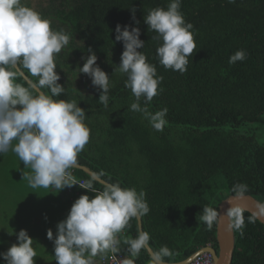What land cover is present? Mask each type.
Returning <instances> with one entry per match:
<instances>
[{"label":"trees","instance_id":"16d2710c","mask_svg":"<svg viewBox=\"0 0 264 264\" xmlns=\"http://www.w3.org/2000/svg\"><path fill=\"white\" fill-rule=\"evenodd\" d=\"M22 2L48 19L54 30H63L70 37L56 57L55 69L67 95L54 99L75 100L86 111L90 141L77 163L108 183L146 193L150 211L142 218L143 232L150 235L154 253L162 246L171 250L173 255L164 261H182L207 245L217 250V223L208 229L199 219L204 206L218 212L223 199L238 193L264 204V0H182L181 12L193 25L197 45L184 74L159 64L156 49L161 42L151 39L156 33L148 31L144 23L149 9L166 8L170 0ZM132 7L138 25L132 19ZM117 24L128 25L129 30L140 28L145 44L138 51L163 77V91L148 105L152 112L168 109L163 131L154 130L140 113L129 110L135 97L124 86L127 77L114 73L124 50L123 43L115 41ZM89 48L110 77L107 107L98 101L102 90L93 86L86 92L75 76L79 62L90 55ZM239 49L246 51L247 59L230 65L229 57ZM17 82L28 87L19 75ZM42 91L50 94L47 88ZM70 170L77 182L92 180L82 170ZM236 184L246 185L247 190H235ZM94 186L101 189L103 185L94 181ZM29 188L28 201L37 202L29 210L38 212L42 220L30 223L25 220L28 210H23V221L15 223L14 236L21 229L28 232L37 252L35 264H57L48 229L55 237L56 225L67 217L75 200L95 194L79 185L55 190L53 206V197L47 198L52 189ZM41 208L44 210H38ZM51 211L54 213L48 218ZM243 216V235L234 229L232 264H264V226L247 212ZM138 234L135 219L119 234V253L134 259V264H152L146 249L137 258L128 252L127 241ZM99 260L97 257L96 264ZM0 264H6L2 257Z\"/></svg>","mask_w":264,"mask_h":264},{"label":"clouds","instance_id":"9594fccd","mask_svg":"<svg viewBox=\"0 0 264 264\" xmlns=\"http://www.w3.org/2000/svg\"><path fill=\"white\" fill-rule=\"evenodd\" d=\"M182 0H170L167 7L148 10L144 23L148 31L156 33L151 37L160 41L156 49L159 64L165 69L184 74L188 70L189 58L197 45L193 25L185 21L181 12ZM235 3V0H228ZM132 19L136 9L131 8ZM115 41L123 43L120 64L114 73L125 75L124 86L131 90L135 102L129 110L140 113L156 131H163L168 109L152 112L148 105L163 89L162 76L157 75L156 66L149 63L146 55L138 49L145 42L140 39L139 27L117 24ZM70 42L63 30H54L51 22L39 12L26 6L22 0H0V155L13 152L25 168L23 178L29 186L52 190H63L79 185L94 193V197L81 195L72 204L67 217L56 225V234L51 229L47 238L54 243V257L57 264H96V258H106L120 252L119 234L135 219L143 218L150 208L146 193L134 188L122 187L119 183H104L101 189L94 186V179L77 182L72 176V168L79 154L90 141V128L85 123L86 111L75 100L54 99L65 87L58 81L60 75L56 57ZM88 55L79 73L87 74L93 86L101 91L99 102L105 107L109 103L112 87L109 75L97 64L98 57L89 48ZM247 59L243 49L229 57L228 63L234 65ZM27 69L31 76L37 77L33 85L25 87L17 82L20 67ZM47 88L50 94L33 92ZM143 100V106L141 105ZM15 141V143H13ZM240 192L247 190L244 184L234 185ZM226 215L232 219L230 229L240 230L243 235L245 219L243 209L230 207ZM220 213L210 206H204L199 219L208 229L218 222ZM150 241L146 232L127 241L128 252L137 258ZM173 253L162 246L154 253L152 264H164V258ZM37 252L33 239L21 229L17 243L0 253L6 264H35ZM121 264H134V259H124Z\"/></svg>","mask_w":264,"mask_h":264},{"label":"rangeland","instance_id":"374dc122","mask_svg":"<svg viewBox=\"0 0 264 264\" xmlns=\"http://www.w3.org/2000/svg\"><path fill=\"white\" fill-rule=\"evenodd\" d=\"M85 59L86 58L82 59L78 66L83 67ZM71 64L74 65L75 63ZM75 76L81 82L86 92H91L93 90L91 78L87 74L79 73V70H77ZM13 143H15V141ZM24 168L23 162H21L13 152L9 151L4 155H0V253L7 250L5 239L8 241L9 247L17 243V234L14 236V227L15 223L23 221V210H28L27 213L29 217L25 220H28L30 223L42 220V218H39L38 212L34 213L33 209L29 210V207L37 205V202L32 201L30 203V201H28L27 195L31 190H28L30 187L29 182L27 179L23 178L22 173L23 170L25 172L30 170ZM29 189L33 190V188ZM38 210L44 209L41 208ZM42 213L46 214V211H41L40 214ZM53 213L54 212L51 211L48 218H50ZM3 236H5V238ZM39 248L41 249L42 246L40 245Z\"/></svg>","mask_w":264,"mask_h":264},{"label":"water","instance_id":"95a60500","mask_svg":"<svg viewBox=\"0 0 264 264\" xmlns=\"http://www.w3.org/2000/svg\"><path fill=\"white\" fill-rule=\"evenodd\" d=\"M18 75L22 78V80L29 86L33 85V82L25 73L24 71L19 68ZM42 89H36L35 92H41ZM43 92V91H42ZM73 169H79L85 172L92 180L104 184L108 183L105 180L101 179L95 172L84 165L76 164ZM230 207H240L243 209L244 212L249 213L252 215L259 223L264 226V204H262L259 200L254 198L251 195L247 194H233L229 195L225 199H223L218 205V213H220V217L218 219L216 225V242H217V250L212 246H205L203 248L198 249L196 252L191 254L186 259L179 261V262H166L164 264H185L190 262L195 256H197L200 252L207 251L211 253L213 257V264H232L233 260V253L235 250V234L234 228L230 229L229 224L232 223V218L226 215L227 210ZM138 233L143 232L142 228V218L136 219ZM147 254L153 261L154 258V251L149 246L145 248Z\"/></svg>","mask_w":264,"mask_h":264},{"label":"built area","instance_id":"2783aa9c","mask_svg":"<svg viewBox=\"0 0 264 264\" xmlns=\"http://www.w3.org/2000/svg\"><path fill=\"white\" fill-rule=\"evenodd\" d=\"M82 183V181H80ZM211 246V245H207ZM203 248V247H202ZM124 259H128L127 256L117 253L116 258L112 254H109L106 258L99 260L98 264H121ZM185 264H213V257L211 253L204 251L200 252L190 262Z\"/></svg>","mask_w":264,"mask_h":264},{"label":"crops","instance_id":"0c3cea01","mask_svg":"<svg viewBox=\"0 0 264 264\" xmlns=\"http://www.w3.org/2000/svg\"><path fill=\"white\" fill-rule=\"evenodd\" d=\"M55 190H52L51 193H47V198H49V195H51L53 197V206H54V197H55ZM45 200V196L43 197V201Z\"/></svg>","mask_w":264,"mask_h":264}]
</instances>
